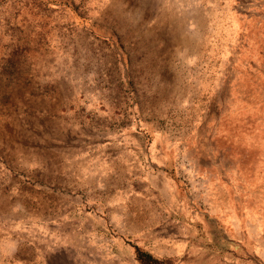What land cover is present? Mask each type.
<instances>
[{
  "label": "rangeland",
  "instance_id": "1",
  "mask_svg": "<svg viewBox=\"0 0 264 264\" xmlns=\"http://www.w3.org/2000/svg\"><path fill=\"white\" fill-rule=\"evenodd\" d=\"M0 192V264H264V0H0Z\"/></svg>",
  "mask_w": 264,
  "mask_h": 264
},
{
  "label": "bare ground",
  "instance_id": "2",
  "mask_svg": "<svg viewBox=\"0 0 264 264\" xmlns=\"http://www.w3.org/2000/svg\"><path fill=\"white\" fill-rule=\"evenodd\" d=\"M113 5H114V4H113ZM117 8H118V7H117ZM112 15H113V14H112ZM115 15H116V14H115ZM124 15H125V14H124ZM118 16H119V15H118ZM134 16H135V15H134ZM113 17H114V16H113ZM126 17H127V16H126ZM104 18H105V17H104ZM111 18H112V17H111ZM119 18H120V17H119ZM116 19H117V18H116ZM127 19H128V18H127ZM114 20H115V19H114ZM121 20H122V19H121ZM124 20H125V19H124ZM132 20H133V19H132ZM127 21H128V20H127ZM136 21H137V20H136ZM105 22H107V21H105ZM117 22H118V21H117ZM124 24H125V23H124ZM124 24H122V26H123ZM135 24H136V22H135ZM127 25H128V23H127ZM129 25H130V24H129ZM111 26H112V25H111ZM116 26H117V25H116ZM137 26H138V25H137ZM137 26H136V27H137ZM128 27H129V26H128ZM124 28H125V27H124ZM127 29H129V28H127ZM144 29H145V28H144ZM123 30H124V29H123ZM130 30H131V29H130ZM125 32H126V31H125ZM129 32H130V31H129ZM138 33H139V32H138ZM146 34H147V33H146ZM130 35H131V33H130ZM139 35H140V34H139ZM127 36H128V35H127ZM135 36H136V35H135ZM124 37H125V36H124ZM138 37H139V36H138ZM137 39H138V38H137ZM146 39H147V38H146ZM179 39H180V38H179ZM137 43H138V41H137ZM159 44H160V43H159ZM184 44H185V45H188L187 42H185ZM161 50H162V49H161ZM67 117H68V116H67ZM70 117H71V116H70ZM71 123H72V122H71ZM71 125H72V124H71ZM15 139H16V138H15ZM14 141H15V140H14ZM52 161H53V160H52ZM61 161H62V160H61ZM41 162H42V161H41ZM57 162H58V161H57ZM59 166H60V165H59ZM62 167H63V166H62ZM37 171H38V170H37ZM65 171H66V170H65ZM67 173H68V172H67ZM78 175H80V174H78ZM78 175H77V176H78ZM67 176H68V175H67ZM70 176H71V175H70ZM75 177H76V176H75ZM35 179H37V178H35ZM75 179H76V178H75ZM79 179H80V178H79ZM87 181H89V180H86V182H87ZM64 182H65V181H64ZM68 182H69V181H68ZM86 182H85V183H86ZM78 183H79V182H78ZM90 184H91V183H90ZM105 184H106V183H105ZM108 184H109V183H108ZM80 185H81V184H80ZM88 185H89V184H88ZM106 185H107V184H106ZM141 185H142V184H141ZM175 186H177V185H175ZM5 187H6V186H5ZM22 187H23V186H22ZM111 188H112V187H111ZM22 189H23V188H22ZM28 189H30V188H28ZM40 189H41V188H40ZM91 189H93V188H91ZM140 189H141V188H140ZM142 189H143V188H142ZM37 190H38V189H37ZM93 190H94V189H93ZM133 190H134V189H133ZM45 191H46V190H45ZM27 192H28V191H27ZM0 193H1V192H0ZM2 193H3V192H2ZM55 195H56V194H55ZM55 195H54V196H55ZM145 195H146V194H145ZM18 196H19V195H18ZM23 196H24V193H23ZM25 196H26V195H25ZM54 196H53V197H54ZM56 197H57V196H56ZM133 197H134V194H133ZM22 198H23V197H22ZM58 198H60V197H58ZM62 198H63V197H62ZM139 198H141V197H139ZM139 198H137V199H139ZM63 199H64V198H63ZM133 199H134V198H133ZM20 200H21V199H20ZM25 200H26V199H25ZM25 200H24V201H25ZM27 200H28V199H27ZM130 200H131V199H130ZM135 200H136V199H135ZM141 200H142V199H141ZM141 200H140V201H141ZM2 201H3V199H2ZM38 201H39V200H38ZM131 201H132V200H131ZM136 201H137V200H136ZM185 203H187V202H185ZM2 204H3V203H2ZM4 204H5V202H4ZM183 204H184V203H183ZM26 205H27V204H26ZM31 205H32V204H31ZM144 205H146V204H144ZM4 206H5V205H4ZM21 206H22V205H21ZM186 206H187V205H186ZM188 206H189V205H188ZM5 207H6V206H5ZM43 207H44V206H43ZM124 207H125V206H124ZM128 207H129V206H128ZM171 207H172V205H171ZM19 209H21V208H19ZM29 209H30V208H29ZM127 209H128V208H127ZM6 210H7V209H6ZM9 210H10V209H9ZM11 210H12V209H11ZM62 210H63V209H62ZM150 210H151V209H150ZM0 211H1V210H0ZM10 212H11V211H10ZM130 212H131V211H130ZM144 212H145V211H144ZM148 212H149V211H148ZM183 212H184V211H183ZM187 212H188V211H187ZM125 213H126V212H125ZM152 213H153V211H152ZM152 213H151V215H152ZM14 214H15V212H14ZM45 214H46V213H45ZM187 214H188V213H187ZM63 215H64V214H63ZM155 215H156V214H155ZM159 215H160V214H159ZM9 216H10V215H9ZM38 216H39V215H38ZM147 216H148V215H147ZM186 216H187V215H186ZM29 217H30V216H29ZM62 218H63V217H62ZM140 218H141V217H140ZM154 219H155V218H154ZM152 220H153V219H152ZM152 220H151V221H152ZM159 220H160V219H159ZM67 221H68V220H67ZM67 221H66V222H67ZM141 221H142V220H141ZM66 222H65V223H66ZM68 222H69V221H68ZM148 222H149V220H148ZM221 222H222V221H221ZM222 223H223V222H222ZM70 224H71V223H70ZM143 224H144V223H143ZM148 224H149V223H148ZM152 224H153V223H152ZM214 224H215V223H214ZM223 224H224V223H223ZM58 226H60V225H58ZM64 227L66 228V224H65ZM75 227H76V226H75ZM153 227H154V226H153ZM70 228H71V227H70ZM210 228H211V227H210ZM60 229H62V228H60ZM64 231H65V230H64ZM228 232H229V231H228ZM263 254H264V253H263Z\"/></svg>",
  "mask_w": 264,
  "mask_h": 264
}]
</instances>
